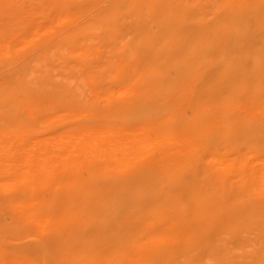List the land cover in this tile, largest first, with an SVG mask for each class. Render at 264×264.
<instances>
[{
  "label": "bare ground",
  "instance_id": "6f19581e",
  "mask_svg": "<svg viewBox=\"0 0 264 264\" xmlns=\"http://www.w3.org/2000/svg\"><path fill=\"white\" fill-rule=\"evenodd\" d=\"M0 264H264V0H0Z\"/></svg>",
  "mask_w": 264,
  "mask_h": 264
}]
</instances>
